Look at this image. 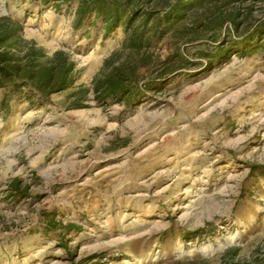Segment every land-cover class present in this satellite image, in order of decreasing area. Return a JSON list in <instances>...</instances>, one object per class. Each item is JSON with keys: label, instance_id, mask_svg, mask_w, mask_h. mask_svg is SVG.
I'll return each mask as SVG.
<instances>
[{"label": "rangeland", "instance_id": "1", "mask_svg": "<svg viewBox=\"0 0 264 264\" xmlns=\"http://www.w3.org/2000/svg\"><path fill=\"white\" fill-rule=\"evenodd\" d=\"M78 5L0 0V52L75 64L48 98L2 82L0 264H264V0L189 12L143 50L130 105L92 92L114 53L138 66L123 28H75Z\"/></svg>", "mask_w": 264, "mask_h": 264}, {"label": "trees", "instance_id": "2", "mask_svg": "<svg viewBox=\"0 0 264 264\" xmlns=\"http://www.w3.org/2000/svg\"><path fill=\"white\" fill-rule=\"evenodd\" d=\"M69 2L72 0H61ZM75 28L83 20L93 17L102 24V37L108 38L118 28H123L126 37L122 43L123 50L129 58L137 60L138 66L127 62L115 65L118 53L104 60L103 68L92 83L95 101L114 100L116 103L133 104L140 98L133 92L132 84L137 81V70L144 67L143 50L152 43L163 40L171 30L180 24L193 9L202 6L209 0H77ZM151 8H146L147 6ZM145 8V9H144ZM237 25L234 24V28ZM250 40V38L248 39ZM0 42H5V38ZM243 52L245 50L242 49ZM41 50L30 49L25 55L23 67L13 63L5 52H0V88L2 82H10L15 89L22 86L41 98H48L73 87L75 83V64L62 51L55 52L47 63L36 64L34 60L41 57ZM225 54L218 53L217 58ZM140 62V63H139ZM112 68L106 73L108 68ZM165 73L158 79L164 78ZM78 106V105H76Z\"/></svg>", "mask_w": 264, "mask_h": 264}]
</instances>
